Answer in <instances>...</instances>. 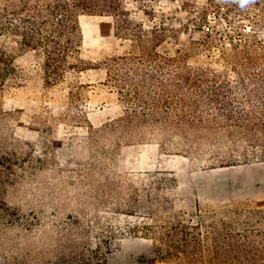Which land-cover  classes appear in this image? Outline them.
I'll use <instances>...</instances> for the list:
<instances>
[{
  "label": "rangeland",
  "instance_id": "obj_1",
  "mask_svg": "<svg viewBox=\"0 0 264 264\" xmlns=\"http://www.w3.org/2000/svg\"><path fill=\"white\" fill-rule=\"evenodd\" d=\"M122 1L125 24L107 13L79 17V53L51 86L39 54L0 38L17 72L0 98V153L8 155L1 163L0 264H59L84 248L105 264H151L156 225L264 212L261 135L251 144L218 129L167 128L168 137L143 141L121 123L128 104L104 66L126 84L164 82L162 99L221 100L223 82L234 85L246 57L264 58V0ZM148 56L162 61L111 62ZM80 66L91 69L76 71ZM155 91L141 98L161 100Z\"/></svg>",
  "mask_w": 264,
  "mask_h": 264
},
{
  "label": "trees",
  "instance_id": "obj_2",
  "mask_svg": "<svg viewBox=\"0 0 264 264\" xmlns=\"http://www.w3.org/2000/svg\"><path fill=\"white\" fill-rule=\"evenodd\" d=\"M106 13L127 23L122 0H0V38L10 37L19 47L39 54L44 82L51 86L65 78L71 69L69 59L79 53L82 43L79 17ZM150 60L162 61L157 56H148L145 61L139 57H123L111 62L126 65ZM245 62L241 66L245 72L239 73L234 85L231 81L223 82L225 92L221 100L162 99L159 93L163 88L166 90L164 82L157 80L156 86H149L144 80L137 86L126 84L113 72L111 64L107 62L104 66L107 82L119 86L118 94L128 104L121 123L139 130L143 141L158 140L156 135L167 128L197 129L205 134L218 129L226 135L237 134L241 141L253 144L259 143L255 139L258 134L264 138V58L251 55ZM88 69L91 68L80 66L75 70ZM16 75L12 50L0 44V98L6 89L15 85ZM126 86L131 89L124 88ZM151 87L158 90L151 91L161 100L149 96L147 100L141 98L151 92L148 90ZM130 104L139 105L140 112L130 110ZM157 106L162 112L150 111ZM205 106L220 109L218 112L199 111ZM146 107L147 112H142ZM168 108L180 111L169 112ZM229 108H233L232 111ZM3 115L0 107V117ZM164 134L168 137L170 132ZM6 157L7 154L0 153V183L7 173L3 172L1 164L7 161ZM194 217L195 223L169 221L152 228L156 261L151 264H264V222H259V219L264 221V212L229 211L220 217L203 214ZM97 258L95 252L84 248L72 251L59 264H105Z\"/></svg>",
  "mask_w": 264,
  "mask_h": 264
}]
</instances>
